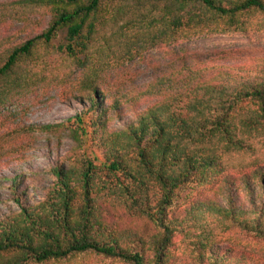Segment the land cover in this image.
I'll return each instance as SVG.
<instances>
[{
    "label": "trees",
    "instance_id": "1",
    "mask_svg": "<svg viewBox=\"0 0 264 264\" xmlns=\"http://www.w3.org/2000/svg\"><path fill=\"white\" fill-rule=\"evenodd\" d=\"M0 28V116L50 92L81 107L0 133V160L58 155L0 178V264H264V58L178 47L263 32L264 0H5ZM35 175L53 180L31 196Z\"/></svg>",
    "mask_w": 264,
    "mask_h": 264
},
{
    "label": "rangeland",
    "instance_id": "2",
    "mask_svg": "<svg viewBox=\"0 0 264 264\" xmlns=\"http://www.w3.org/2000/svg\"><path fill=\"white\" fill-rule=\"evenodd\" d=\"M5 1V0H0ZM2 30V28H0ZM1 33V32H0ZM64 39V33H61L58 41ZM186 45L189 51L199 52H216L220 57L211 60L210 65H237L249 64L253 59L260 60L264 58V31L252 30L247 34L231 33L220 34L209 37L197 36L191 42L183 43L178 47ZM166 57L164 49H156L146 54V61L150 58L157 60L159 56ZM146 64L141 61L136 62L132 68L130 77H136L138 73L146 69ZM77 109L81 107L78 104H73ZM75 108L65 105L56 92H50L38 97H28L4 109V114L7 117L0 116V133L5 130L12 129L20 124H34V123H57L63 121L68 116L76 113ZM44 140H40L37 145L26 153L22 158L18 155H13L8 158L0 160V178L11 179L12 177L25 173L37 174L40 171H48L52 162L56 160L58 155L51 153L45 146ZM87 153L92 152L89 149V143L86 144ZM100 155L99 152H97ZM261 158V156H260ZM255 157H248L243 166L250 167ZM263 159V158H261ZM264 164V159L259 161ZM36 180L32 182L31 196L38 192V186L53 180L52 176L35 175ZM40 198V194L36 195ZM5 198V197H3ZM10 207L15 208L12 202H0L1 210H8ZM130 221L126 220L124 224ZM87 264H122L118 260H105L101 257L91 256Z\"/></svg>",
    "mask_w": 264,
    "mask_h": 264
}]
</instances>
